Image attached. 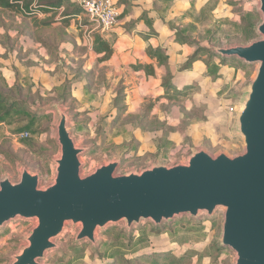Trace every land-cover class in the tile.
I'll return each mask as SVG.
<instances>
[{
    "label": "rangeland",
    "instance_id": "1",
    "mask_svg": "<svg viewBox=\"0 0 264 264\" xmlns=\"http://www.w3.org/2000/svg\"><path fill=\"white\" fill-rule=\"evenodd\" d=\"M206 1L172 0V7L177 11L186 7L182 19L178 15L172 17V27L195 24L198 31L193 36L214 56V47L246 45L258 38L254 32L245 40L240 30L228 24L238 22L244 14L254 11L257 1L211 0L216 9L210 13L209 21L200 24L197 8ZM127 9L130 11L129 5ZM211 17L228 22L213 27ZM2 18L0 46L5 49L4 52L0 49V73L11 82L14 78L11 70L24 73L30 68L31 81L20 77L23 78L22 99L34 105V110L43 114L45 119L38 124L35 133L28 132L24 138L20 137L22 133L18 129L21 126L15 120L0 125V180L8 178L17 182L25 168L39 175L41 189L52 184L55 176L53 160L60 155L56 142L58 115L54 104H59L68 113L76 146L87 148L86 154L80 157L82 177L109 161H120L116 174L121 175L140 172L154 165L183 164L190 153L199 149L212 156L222 152L234 156L242 152V142L234 132L235 111L254 77L255 66L247 65L243 69L239 61L226 60L228 66L220 68L219 77H209L200 63L190 71H181L180 66L186 57L172 53L173 85L179 89L185 85L196 87L187 97L170 102L162 98L163 91L160 83H155L156 79H141L135 71L132 74L126 69L122 71L109 61L96 63V56L92 47L86 45L81 26L87 21L85 24L82 21L80 26L72 24L68 29V43L59 48V55L44 59L29 39H32L31 32L26 31L22 39V47L26 50L19 48L13 30L10 38H2L5 33L2 25L7 27L6 23H11L12 17L3 15ZM259 21L257 14L254 27ZM132 23L133 19L127 26ZM24 27L21 19L13 20L12 29L15 31L18 28L25 30ZM203 27L210 30L208 35L204 34ZM114 36L109 40L114 41ZM13 51L16 63H11L9 58ZM222 214L219 209L212 218L205 214L198 219L182 216L158 228L144 222L131 234L125 231L122 223L108 226L97 232L98 245L95 247L85 241L76 243L79 226L68 223L56 240L58 249L48 252L40 264H105L102 258L111 256L113 250L108 246L116 243L119 234L129 239L142 229L144 234L133 248L125 245V240L120 246L119 252L127 258L134 257L141 250L149 254L172 249L177 257L198 251L201 259L194 257L188 264H234L233 252L219 246ZM175 223L181 225L176 236L177 240L183 241L177 243L179 247L165 231L156 234ZM34 226V221L17 219L0 230V264H11V257L25 246V237ZM101 242L105 245L100 246ZM145 243L150 246L140 249ZM218 251L224 252L221 257Z\"/></svg>",
    "mask_w": 264,
    "mask_h": 264
},
{
    "label": "water",
    "instance_id": "2",
    "mask_svg": "<svg viewBox=\"0 0 264 264\" xmlns=\"http://www.w3.org/2000/svg\"><path fill=\"white\" fill-rule=\"evenodd\" d=\"M255 1L258 38L213 48L217 57L255 66L235 111L234 132L242 152L212 156L199 149L183 164L121 175L116 174L120 161H109L82 177L80 157L87 148L76 146L68 113L54 104L60 155L53 160L52 184L41 189L39 175L25 168L17 182L0 180V230L17 219L35 222L11 264H40L58 249L56 240L68 223L79 226L76 243L95 247L97 232L108 226L122 223L131 234L144 222L158 228L182 216L212 218L219 209V246L233 252L234 264H264V0Z\"/></svg>",
    "mask_w": 264,
    "mask_h": 264
},
{
    "label": "trees",
    "instance_id": "3",
    "mask_svg": "<svg viewBox=\"0 0 264 264\" xmlns=\"http://www.w3.org/2000/svg\"><path fill=\"white\" fill-rule=\"evenodd\" d=\"M209 0L203 8L199 11L200 18L197 20L198 23H203L205 20H210V13L216 9V4H211ZM118 6L125 4L124 1H117ZM210 7L208 8V5ZM63 8V11L59 14V10ZM126 13V8L123 14ZM37 14H43L44 18L38 19ZM122 14V15H123ZM3 15L11 16V23L6 25L4 37L10 38L9 33L11 30L14 31L16 41L18 37L26 35V31L31 32V37L34 42L40 44L46 49L48 57L51 55H59V48L61 44L68 43L69 34L67 28L70 23L75 20L78 16L82 15L81 8L77 7L70 0H0V24H3ZM121 17V15H120ZM119 17V18H120ZM19 18L22 20V24L25 25V30L12 29V22L14 19ZM252 20V21H251ZM257 20V14L254 11L247 12L243 17L236 23L229 22L228 24L234 26L237 30L243 33L244 39L248 40L254 35V22ZM86 23V20H82ZM27 22L29 25H27ZM213 27L217 26L222 22H228L226 19H220L216 21L211 17ZM136 24V22H134ZM218 27V26H217ZM204 34L208 35L210 30L203 27ZM174 32V38L176 43L180 45H186L192 48V53L186 58L181 64V71H190L193 69V65L197 62H201L205 67V73L209 77H219L220 68L228 66V61L223 58L214 56L209 49L201 46L193 36L194 32L198 31V27L195 24L185 25L182 27H172ZM2 35V34H0ZM207 37V36H206ZM209 40V39H208ZM10 42V41H9ZM5 49V48H4ZM11 49H8L10 51ZM92 52L97 56L96 63L108 62L112 55L113 49L109 42L104 40L98 33L93 34ZM148 58L156 61L158 69H163V75L160 78V89L163 91L162 98L168 101H177L187 97L196 85H185L182 88H176L173 83V75H171L168 68V56L163 48H151L149 47L146 51ZM205 57V58H204ZM230 66V65H229ZM247 65H243V69L247 68ZM14 83L8 85L3 75L0 73V125L12 123L15 120L21 128L18 132L22 134L28 132L35 133L37 126L45 118L44 115L34 110V105H29L26 99H22V85L23 78H27L31 81V77L28 75L27 70L24 73L14 70ZM134 71H143L146 76L154 77V68L152 66H137ZM23 78H20L22 77ZM27 81V80H26ZM181 228V225L177 223L164 228V230H158L157 235L161 234V231H165L168 238L172 239L173 243L177 246L182 244V240H177V230ZM187 233V232H186ZM144 234V229L138 231L136 236L131 238H123L119 234L117 241L114 245L108 247L112 248L113 252L110 257H104L105 264H188L194 257L198 260L201 259V255L198 251H190L179 257L175 256L171 250L167 251H156L149 254H144L138 251L134 257H126L119 252V248L124 242L125 245L133 248ZM188 240V239H187ZM105 245L101 242L100 246ZM145 243L140 249L149 247ZM179 247V246H177ZM223 251H218L219 257H221ZM224 253V252H223Z\"/></svg>",
    "mask_w": 264,
    "mask_h": 264
},
{
    "label": "crops",
    "instance_id": "4",
    "mask_svg": "<svg viewBox=\"0 0 264 264\" xmlns=\"http://www.w3.org/2000/svg\"><path fill=\"white\" fill-rule=\"evenodd\" d=\"M119 1V0H116ZM125 4L119 6L121 11V17L119 18L118 24L115 29L111 30L112 34H102L100 35L104 40L110 43L113 49V55L109 62H112L116 67H121L122 71L124 69L128 70L132 74L134 68L137 66H152L154 68V77L146 76L143 71L136 72L137 77L147 80L156 79L155 83H160V78L163 75V69H158L156 66V61L148 58L146 51L149 47L158 48L161 47L165 50L168 56V68L172 75V53L175 56L188 57L192 53V48L186 45H180L176 43L174 38V32L172 31V17L180 16L182 19L183 14L186 12V7L183 11H177L176 7H172V0H122ZM207 0L205 4L208 2ZM204 4V5H205ZM129 5L130 11L127 7ZM204 5L197 8V12L200 11ZM126 8V13L123 14ZM256 8V7H255ZM253 11V10H252ZM251 12V11H250ZM256 12V9H254ZM60 14V13H59ZM123 14V15H122ZM43 14H37V17ZM79 17V16H78ZM78 17L70 23V26L76 23L78 26L81 25ZM134 20L136 24L132 23L129 27L127 26L130 20ZM85 20V19H82ZM81 20V21H82ZM183 22V21H181ZM236 23V22H235ZM70 26L67 28H70ZM127 26V27H126ZM82 30V29H81ZM11 33H9V36ZM69 34V32H68ZM16 35V34H15ZM114 36V41H110L109 38ZM22 39L23 36L18 37L17 42H19L20 49L22 50ZM32 44L35 46V51H39L40 54L44 55V59L48 57L47 51L40 44L29 38ZM67 44V43H64ZM64 44H61L63 46ZM60 46V47H61ZM0 49L4 48L0 46ZM23 50H26L24 48ZM180 54V55H179ZM14 56V57H13ZM96 56V55H95ZM11 63H16L15 61V51L12 52V57L9 55ZM97 58V56H96ZM184 59V61L186 60ZM202 64L197 62L193 65V68L197 64ZM28 68L27 73L31 77ZM25 71V70H24ZM1 72V69H0ZM21 72V71H20ZM11 73H14L11 70ZM3 75V74H2ZM4 77V75H3ZM5 78V77H4ZM14 78L10 81L6 80L8 85L14 83Z\"/></svg>",
    "mask_w": 264,
    "mask_h": 264
},
{
    "label": "built area",
    "instance_id": "5",
    "mask_svg": "<svg viewBox=\"0 0 264 264\" xmlns=\"http://www.w3.org/2000/svg\"><path fill=\"white\" fill-rule=\"evenodd\" d=\"M71 3L81 8L82 15L78 17L79 22L82 19L87 21L86 25H81L86 45L92 47L93 34L99 35L111 32L118 24L121 15L120 8L116 0H70ZM63 8L59 10V13ZM27 133L21 134L24 138Z\"/></svg>",
    "mask_w": 264,
    "mask_h": 264
}]
</instances>
